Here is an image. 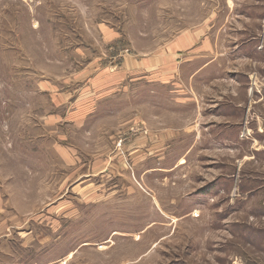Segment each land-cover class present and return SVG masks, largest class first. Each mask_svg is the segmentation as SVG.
Segmentation results:
<instances>
[{"label": "rangeland", "instance_id": "rangeland-1", "mask_svg": "<svg viewBox=\"0 0 264 264\" xmlns=\"http://www.w3.org/2000/svg\"><path fill=\"white\" fill-rule=\"evenodd\" d=\"M206 24L234 45L238 132L83 92ZM191 123L205 132L163 133ZM0 264H264V0H0Z\"/></svg>", "mask_w": 264, "mask_h": 264}, {"label": "crops", "instance_id": "crops-1", "mask_svg": "<svg viewBox=\"0 0 264 264\" xmlns=\"http://www.w3.org/2000/svg\"><path fill=\"white\" fill-rule=\"evenodd\" d=\"M105 35L107 39L118 36L112 31ZM218 37L217 31L212 30L210 24L200 29L187 28L172 33L167 39H163L161 45L153 43L143 58L127 55L118 63L112 62L98 67L99 72L94 78L89 79L88 87L85 85L86 89L83 92L89 97L95 93L105 96L128 94L132 106L134 102L136 105L138 100H144L153 108L161 107L170 114L177 112L178 116L184 111L185 116L191 114L196 119L208 115L223 117L225 121L209 125V133L231 135L235 133V128L237 131L241 127L240 123L246 115V108L234 103L231 89L233 81L228 84L225 76L228 60L232 62L234 59V45L231 43L229 51L226 47L224 52L221 50ZM242 46L241 43L238 48ZM242 49L246 58L252 59L257 56L254 46L249 42H246ZM89 68L94 67L89 66ZM218 84L226 87L224 101L212 105L213 112H209L204 96H207V93ZM53 119L57 120V116H53ZM187 126L169 129L163 133L178 136L181 133L205 132L203 128L197 127L199 124L191 123ZM146 143L144 146L149 148L150 144ZM160 147L167 146L163 142Z\"/></svg>", "mask_w": 264, "mask_h": 264}]
</instances>
